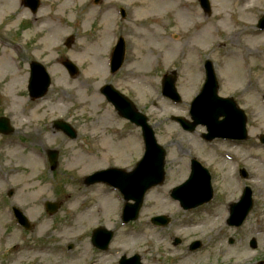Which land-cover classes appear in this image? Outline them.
<instances>
[{
  "label": "rangeland",
  "instance_id": "1",
  "mask_svg": "<svg viewBox=\"0 0 264 264\" xmlns=\"http://www.w3.org/2000/svg\"><path fill=\"white\" fill-rule=\"evenodd\" d=\"M209 2L212 13L208 16L199 0H101L98 4L95 0H41L38 13L33 15L24 6L14 7L13 0H0V61L4 55L11 61L10 66L0 69V116L9 118L15 128L13 135L0 136V264H117L122 256L134 255H139L143 264H264V146L259 141L264 134V40L245 48L242 35L234 36L231 42L216 31L202 50L187 55V42L176 20V8L183 10L188 3L194 14L186 22L191 27L190 34L199 29L197 15L205 26L217 24V14L229 23L234 35L245 29L264 34L257 27L264 16V0H254L248 19L242 17L241 0ZM121 8L126 10L125 20L120 17ZM41 15L47 18L46 22L41 23ZM36 25L42 28L40 34ZM105 28L108 44L101 54L106 70L97 76L90 68L93 52L85 60L77 54L100 38ZM147 30L154 33L156 40L147 43ZM70 36L74 43L67 48ZM48 37L55 44L54 49L52 43H46ZM119 37L126 41V58L122 69L112 75L108 60ZM173 46L180 47L176 57L170 53ZM232 52L239 53V61L228 66ZM25 57L42 63L50 74L52 87L44 100L33 102L26 94ZM64 60L78 67L77 77L67 74L60 63ZM207 60L214 65L219 96L232 97L248 117L249 139L235 151L216 149L217 144L207 146L201 140L205 128L188 134L171 119L190 120V104L204 85ZM193 69L200 71L201 79L191 88L188 81ZM171 71L177 73L180 104L162 96V77ZM106 85L136 103L168 154L165 184L148 193L138 221L126 226L118 216L123 207L119 194L106 186L86 187L83 183L85 177L109 167L132 170L142 154L138 138L134 137L137 132L128 135L129 127L118 119L101 94ZM93 97L102 98L104 103L92 104ZM105 112L112 119L103 123ZM59 118L76 130L77 139L71 140L53 128V121ZM38 134L51 139L37 143L34 137ZM49 150L59 152V165L55 173H49V179L42 180L49 164ZM30 152L42 156L43 165L34 170L23 168L17 178L16 167ZM226 152L236 154L233 165L223 161ZM77 153L82 162L70 169ZM194 157L207 162L215 198L198 209L185 211L170 197V192L188 179ZM221 163L222 167L225 164L223 169ZM241 167L247 171L248 179L239 177ZM245 186L252 190L253 210L241 228H230L226 222L231 206L240 200ZM9 194L13 196L8 197ZM43 201H59L60 211L53 217L47 215ZM105 201H110V205ZM14 206L34 226L30 232L14 220ZM159 215L169 217L171 224L166 228L153 226L151 219ZM99 226L115 235L110 250L101 254L88 244L94 228ZM143 227L150 229L154 238L158 236L157 247L145 244L152 236H147L142 244L129 246L126 236ZM175 238H180L182 245L173 246ZM253 239L257 249L250 246ZM197 240L203 247L191 252L189 246ZM230 240L234 243L230 244ZM71 245L73 249L68 250Z\"/></svg>",
  "mask_w": 264,
  "mask_h": 264
},
{
  "label": "water",
  "instance_id": "2",
  "mask_svg": "<svg viewBox=\"0 0 264 264\" xmlns=\"http://www.w3.org/2000/svg\"><path fill=\"white\" fill-rule=\"evenodd\" d=\"M98 2V1H97ZM33 12H36L39 7V0H25ZM203 9L210 13V5L208 0H201ZM123 12V17H124ZM259 28L264 29V18L259 22ZM73 43V38L67 42L70 47ZM125 55L124 41L121 39L113 53L112 57V73L117 72L123 62ZM64 66L68 69L72 77L77 76L78 71L70 62H65ZM33 72L30 81L31 97L38 99L43 97L50 85V80L46 75L44 69L38 65H32ZM207 81L201 92L193 104L191 115L194 123L188 124L181 118L175 120L180 122L182 126L189 131H194L198 125H204L208 128L209 135L206 138L212 141L215 138L223 139H247V119L244 112L237 108L232 99H222L218 97V83L212 69L210 62L206 65ZM174 77L166 76L163 83V95L171 98L175 102H180V97L175 88L176 73ZM103 94L107 96L120 112V114L129 119L131 122L143 129V136L146 143V154L144 159L138 164L134 172L126 173L121 170L112 169L96 173L95 175L86 179V184L93 185L96 183H106L121 191L127 206L124 210L123 220L125 223L134 221L138 218L139 211L142 207L145 194L152 188L159 186L164 180V150L157 144L153 129L148 125V120L139 114L132 103L126 98L117 93L112 87L107 86L102 90ZM224 118L223 121H219ZM57 128L63 130L69 137L75 138L76 134L73 129L65 123H56ZM0 132L9 134L12 132L9 122L6 119H0ZM264 144V137L261 138ZM52 168L55 169L57 165V152L49 153ZM246 176V173L243 172ZM172 196L181 203L185 210H192L203 204L209 203L213 198V190L210 183V176L198 164L193 166V174L188 182L173 190ZM135 202V204H129ZM252 193L250 189L244 191V195L239 204L233 205L231 210V218L228 223L231 226L240 227L246 220L249 212L252 209ZM57 205L48 204V210L51 213L57 211ZM18 221L30 229L27 219L21 212L15 210ZM170 220L167 217H158L153 219V223L160 226L168 225ZM112 238V233L105 230H97L94 232L93 241L101 248H106ZM180 241L177 239L175 245ZM200 243L192 245L191 249L196 250L200 247ZM252 247L256 245L253 242ZM140 264L138 257L131 261L123 259V264Z\"/></svg>",
  "mask_w": 264,
  "mask_h": 264
},
{
  "label": "bare ground",
  "instance_id": "3",
  "mask_svg": "<svg viewBox=\"0 0 264 264\" xmlns=\"http://www.w3.org/2000/svg\"><path fill=\"white\" fill-rule=\"evenodd\" d=\"M13 5L14 7L17 6L18 3H20V0H13ZM242 3V17L244 19H248L247 14H249V12L253 9V3L254 0H241ZM66 3L63 4V6L65 7ZM185 7V8H184ZM183 10H181L180 8H176V20L178 23L179 28L182 30L183 35L182 37L185 38L186 40V44H185V48H186V53L187 55H193L194 53H196L199 50H202V48L204 46H206L208 44V42L210 41L211 38H213V33H217L220 34H225L228 39L232 42V39H234V36H243V42H244V46L245 48H247L248 45L252 44V43H257L260 42L262 40H264V34H255L252 33L251 31H249V29H245L242 32H240L238 35H234L230 29H229V23L223 18L222 15L217 14V17L219 19V21L217 22V24H210V25H203L202 22L200 21V16H196L198 23H196V26L199 27V29L193 33L190 34V30L191 27H188L186 25L187 19L190 18V16H194V14H192L191 10H189V4L186 3L183 6ZM108 14L109 11L106 10L104 12V16H106V20L108 19ZM191 14V15H190ZM90 17V15H88ZM89 17H87V19L85 21H87L89 19ZM47 18H45V16L41 15L40 16V21L41 23L46 22ZM108 23V21H106ZM37 26V25H36ZM36 31L40 34L41 33V27H36ZM147 32L149 33L148 36L146 37L147 43L153 42L155 39L154 37V33L150 30H147ZM57 34V31L54 30V35ZM101 37L98 38L96 41L91 42L88 44V46L81 48V51L77 54L79 55L78 58L80 60H85L88 57L89 52H93V56L91 57V71L94 75H102L105 70H106V64L104 61V58L102 56L101 53H105L106 49H107V39H108V28H105V30L103 31V33L100 35ZM154 38V39H153ZM46 43L49 41L51 44L52 49L55 48V44H53L52 40L50 39V37L46 38ZM175 49L171 50L170 53L176 57L180 50L178 48H180L178 46L175 47L173 46ZM238 52H232L229 54V62H227L226 64L229 66L231 63H237L239 61V57H238ZM147 59V58H145ZM11 65V61L9 58H7L5 55L2 57V60L0 61V69L3 70L5 68V66H10ZM201 79V76L199 73H196L195 70L193 69V71L190 73L189 76V81H188V85L193 86V84H196L199 82V80ZM15 78H14V86H15ZM91 103L94 105H102L103 99L102 98H98V97H93L91 100ZM111 116L108 112H105L104 115L101 117V122L106 123L109 120H111ZM47 140H50V137H45ZM44 138V139H45ZM43 139V136H41L40 134L36 135L34 137V141L39 143L41 140ZM43 139V140H44ZM227 148V147H225ZM233 149V148H232ZM24 158L16 167V173H17V178L21 175L23 168H29V169H36L38 168V166L40 165V158L36 155L33 154L32 152L28 153L27 156L24 155ZM224 162H228L230 164L234 163V159H224ZM82 159H81V154L77 153L73 156V160L72 162L69 164V168H76L79 164H81ZM223 167H225V164H223ZM222 167V163H221V168ZM19 175V176H18ZM1 180V178H0ZM232 181H234V178L232 176ZM77 197V196H76ZM110 201H105L104 204H109L110 205ZM169 206H171L170 204H168ZM147 236H152L149 237L150 240L146 241L145 244H151L152 247H157V239L158 236L155 235L154 238V234L152 233V231L150 229H147L145 227L141 228L140 230H138L137 232H131L129 233L126 237H127V241L129 243V246H131L133 243L138 242L139 244H142L144 242V239ZM20 253L19 255L22 254V250L21 248L19 249Z\"/></svg>",
  "mask_w": 264,
  "mask_h": 264
},
{
  "label": "flooded vegetation",
  "instance_id": "4",
  "mask_svg": "<svg viewBox=\"0 0 264 264\" xmlns=\"http://www.w3.org/2000/svg\"><path fill=\"white\" fill-rule=\"evenodd\" d=\"M25 59H27L28 60V68H27V72H30V67H29V65H30V63H31V60L29 59V58H27V57H25ZM28 92L26 91V94H27ZM201 138H203L202 140H203V142H205L204 141V136L203 135H201ZM233 145H239L240 144V141H238V140H233V141H230ZM229 142V143H230ZM239 175L241 176V173H240V171H239Z\"/></svg>",
  "mask_w": 264,
  "mask_h": 264
}]
</instances>
